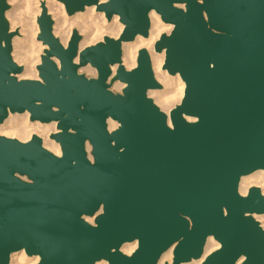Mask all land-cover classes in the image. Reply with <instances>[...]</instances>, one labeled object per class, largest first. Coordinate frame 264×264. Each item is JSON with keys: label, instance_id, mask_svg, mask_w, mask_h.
<instances>
[{"label": "water", "instance_id": "water-1", "mask_svg": "<svg viewBox=\"0 0 264 264\" xmlns=\"http://www.w3.org/2000/svg\"><path fill=\"white\" fill-rule=\"evenodd\" d=\"M58 1L69 15L97 5L124 29L83 49L74 31L65 46L43 7L40 79H20L10 4L0 0V123L26 111L55 121L51 138L62 150L37 134H0V264L22 249L38 264H159L173 245L165 264H183L203 255L210 236L220 247L203 264H264L254 217L264 195L239 190L242 176L264 170V0ZM152 10L174 24L154 49H166L163 67L186 82L169 115L148 94L162 86L149 50L133 69L123 65V42L149 36ZM87 65L96 77L79 71ZM116 81L122 92L111 89ZM110 118L119 122L113 130ZM135 240L134 252L121 250Z\"/></svg>", "mask_w": 264, "mask_h": 264}, {"label": "bare ground", "instance_id": "bare-ground-1", "mask_svg": "<svg viewBox=\"0 0 264 264\" xmlns=\"http://www.w3.org/2000/svg\"><path fill=\"white\" fill-rule=\"evenodd\" d=\"M9 1L13 2V0ZM42 1L45 2V0H19V6H16L13 10H7L6 16L11 19V22L13 23L12 30H15L18 26H22V31H24L25 28L23 26L25 25L33 27L29 23V16L33 15L32 18L34 17L35 19L36 16L42 12L43 7H46L49 13L55 18V34L60 36V39L65 46L68 44L76 28H78L83 34L80 41L81 49L96 39L98 40L101 35H110L111 37L117 38L124 29V24L120 21L118 15H115L112 20H108L105 12L100 11L97 5L87 6L84 11L69 15L65 9L64 3L58 0H47V3L44 4ZM102 2H105V0H102ZM150 19L151 28L148 37L138 35L133 41L123 42V65L126 69H133L137 65L139 50L143 47L149 50L155 77L162 83L163 87L150 89L148 94L154 102L169 115L171 110L182 101L185 94L186 82L179 73L172 75L163 67L166 59V49L162 52H157L154 49L156 41L165 32L170 33L174 28V24L165 22L155 10L151 11ZM25 41L26 40L20 38H16L13 41L15 47L14 58L20 63V65H24V70L18 75V77L20 79H40L37 73L36 64H38L41 59L40 54L42 49L31 50V47L29 50L24 45ZM78 60L79 58L77 57L75 61ZM111 68L114 76L119 69V64H113ZM81 70L92 74L97 73L96 69L91 65L84 66ZM114 87L121 89L125 87V83L117 81L114 84ZM108 123L110 130L119 126V122L111 118ZM169 123H171L170 120ZM58 130L57 122L55 121L51 123H43L41 121L31 120L29 111L24 113L10 112L8 118L3 123H0V134L15 137L23 141H27L33 135L37 134L43 137L44 146L46 148L57 155H61L62 150L60 144L53 139H49L51 132H58ZM88 151L90 154V145H88ZM253 186L260 187L262 194L264 195L263 169L242 176L239 190L241 194L245 195ZM254 217L259 220L264 227V213L254 214ZM87 219L92 223L94 222V217H88ZM137 246V240L126 242L122 245L121 250L124 253L131 254L135 251ZM174 246L175 245L163 253L159 264H165L166 262L172 263ZM219 247L220 242L213 236H210L207 239L203 255L199 259H193L192 261L183 264H203L205 259ZM39 260V255L29 256L25 250L22 249L11 254L10 264H37ZM242 260L243 258L240 259L238 264H242ZM96 264H109V262L106 259H102L97 261Z\"/></svg>", "mask_w": 264, "mask_h": 264}, {"label": "rangeland", "instance_id": "rangeland-1", "mask_svg": "<svg viewBox=\"0 0 264 264\" xmlns=\"http://www.w3.org/2000/svg\"><path fill=\"white\" fill-rule=\"evenodd\" d=\"M8 2H9V4H10V9H12L13 10V8H15L16 6H19L20 5V3H19V0H13V2H10L9 0H8ZM43 3H47V0H45V2L44 1H42ZM66 9V8H65ZM41 14V13H40ZM40 14L39 15H37L36 16V18L34 19V17L32 18V16H29V23L31 24V26H33V27H29V26H23L25 29H24V31H22V26H18L15 30H12V26H13V23L11 22V19H9L8 17H7V19L9 20V22H10V31H12L13 33H14V36H13V39H12V45H13V50H12V56H13V59L15 60V58H14V43H13V41H14V39H16V38H20V39H22V40H26L25 41V46L30 50L31 49V47H32V49L31 50H33V49H35V50H38V49H42V51H41V54H40V56H42V54L44 53V51H45V49L46 48H48V45H46L41 39H39V33H40V26H39V23H38V17L40 16ZM52 15V14H51ZM53 16V15H52ZM54 18V17H53ZM54 20H55V18H54ZM34 21V22H33ZM32 28V29H31ZM75 31H77L80 35H81V39H82V37H83V34L80 32V30L78 29V28H76L75 29ZM54 33H55V28H54ZM165 33H167V34H169L168 32H165ZM73 34H74V32H73ZM73 34H72V36H73ZM56 35V34H55ZM56 36H58L59 38H60V36L59 35H56ZM105 36H110V35H105ZM105 36H103V35H101L99 38H98V40L96 39L95 41H93V42H91L89 45H93V44H95V43H97V42H99V41H103L104 40V38H105ZM35 39V40H34ZM71 39V38H70ZM33 40V41H32ZM29 41V42H28ZM70 41V40H69ZM37 43V44H36ZM89 45H87V46H89ZM16 61V60H15ZM17 62V61H16ZM57 62L58 63H60L59 62V60L57 59ZM77 62H79V60L77 61ZM18 63V62H17ZM41 63V59H40V61L38 62V64H40ZM19 65H20V63H18ZM38 64H36V69H37V65ZM21 65H23V64H21ZM24 66V65H23ZM82 69V67L79 69V71L80 72H82V73H85L87 76H89V77H96L97 76V74H98V71H97V69H96V74H92V73H87L86 71H83V70H81ZM37 73H38V76H39V71H38V69H37ZM117 82V81H116ZM116 82H114L113 84H112V86H111V89L113 90V91H115V92H122V90H123V88H121V89H117V88H115L114 87V84L116 83ZM161 83V82H160ZM162 84V83H161ZM126 85V84H125ZM163 87V85L160 87V88H162ZM53 133H55V132H51V134H50V136H49V139H53V138H51V135L53 134ZM42 137V136H41ZM32 138V137H31ZM43 138V137H42ZM44 140V139H43ZM53 140H55V139H53ZM56 141V140H55ZM43 144H44V141H43ZM262 225V224H261ZM264 228V227H263ZM40 261V260H39ZM39 263V262H38ZM37 263V264H38Z\"/></svg>", "mask_w": 264, "mask_h": 264}]
</instances>
